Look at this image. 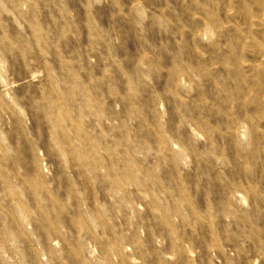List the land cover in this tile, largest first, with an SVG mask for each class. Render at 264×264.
<instances>
[{
    "label": "rangeland",
    "instance_id": "rangeland-1",
    "mask_svg": "<svg viewBox=\"0 0 264 264\" xmlns=\"http://www.w3.org/2000/svg\"><path fill=\"white\" fill-rule=\"evenodd\" d=\"M0 264H264V0H0Z\"/></svg>",
    "mask_w": 264,
    "mask_h": 264
}]
</instances>
